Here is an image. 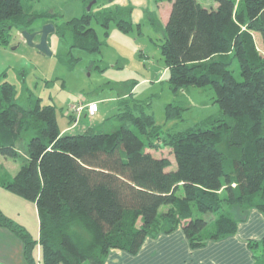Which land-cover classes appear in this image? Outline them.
Instances as JSON below:
<instances>
[{"label":"trees","instance_id":"1","mask_svg":"<svg viewBox=\"0 0 264 264\" xmlns=\"http://www.w3.org/2000/svg\"><path fill=\"white\" fill-rule=\"evenodd\" d=\"M216 1L209 9L197 0H172L159 25L170 89L209 86L220 106L187 128L163 130L150 114L128 108L114 130L61 133L54 104L24 87L19 92L0 75V155L20 162L0 186L35 203L39 257L37 240L1 208L0 225L21 239L26 264H105L111 249L135 254L146 237L178 226L196 248L234 234L250 209L264 214V0ZM130 12V6L86 11L54 23V32L71 47L98 51L91 18L126 31ZM36 18L22 0H0V40L10 27L23 29ZM182 110L165 104L167 120L181 118ZM164 146L175 158L173 169L168 156L152 152ZM198 212L217 213L210 230ZM250 244L258 248L253 264H264V236Z\"/></svg>","mask_w":264,"mask_h":264},{"label":"rangeland","instance_id":"2","mask_svg":"<svg viewBox=\"0 0 264 264\" xmlns=\"http://www.w3.org/2000/svg\"><path fill=\"white\" fill-rule=\"evenodd\" d=\"M197 1L209 9L217 6L216 0ZM171 3L172 0H22L27 14H36L37 18L23 29L10 27L8 39L0 40V75L5 72L2 78L14 84L19 92L24 87L40 97L43 104H54L58 126L70 135L83 132L88 127L94 132L111 131L113 126L123 122L120 113L128 108L137 113L143 111L150 114L163 130H181L192 126L207 116H214L220 106L214 100V90L209 86L189 85L177 92L169 87L160 48L164 33L159 25L163 26L160 20L166 18ZM117 6L131 7V24L126 31L114 21L104 28L92 17L90 25L101 42L98 51L71 47L60 35L51 32L47 42L52 54L44 55L29 46L21 34V30L34 31L48 22V18L41 16L47 12L58 13V18L53 21L61 24L86 11L111 10ZM256 36V41L261 42L260 34L256 33ZM232 69L234 76L239 78L236 60ZM127 90L128 94L123 97L125 100L119 103V97ZM82 99H99L98 113L90 116L83 111L76 113L75 119L68 118L66 112ZM170 102L183 107L181 118L167 120L165 104ZM157 155L168 156L172 160L169 168L176 167L168 147L159 149ZM0 157V179H10L20 162L12 158L5 161L3 156ZM0 207L14 224L37 240L34 254L39 257V219L35 203L0 186ZM165 207L162 206L160 211ZM198 215L207 218L205 230H210L217 213L198 212ZM249 219L253 218L243 220L247 222ZM243 220L239 221L242 222L239 229L244 226ZM253 250L258 252L256 248ZM82 264L90 263L85 261Z\"/></svg>","mask_w":264,"mask_h":264},{"label":"crops","instance_id":"3","mask_svg":"<svg viewBox=\"0 0 264 264\" xmlns=\"http://www.w3.org/2000/svg\"><path fill=\"white\" fill-rule=\"evenodd\" d=\"M170 9L167 10L166 18L160 20L163 25L168 19ZM46 21H52L59 25L53 19ZM255 38L258 39L256 34ZM260 43L258 40L256 41L258 46H260ZM128 91L121 94L119 103L125 100L123 97L128 94ZM91 100L98 102L99 111V99H82V103ZM69 114L67 111L66 116L68 117ZM73 114L75 117L76 113L73 112ZM116 128V126H113L112 130ZM61 133L66 132L61 130ZM152 152L156 156H165L157 155L159 150H152ZM6 159L4 157L5 161ZM259 212L258 209H250L247 218L251 217L253 219H249L247 222L243 220L242 230L239 229L242 222H239L234 234L217 240H206V243L202 246L192 248L182 231V227L178 226L170 233L161 232L156 236L146 237L135 254L120 249H111L106 257L105 264H253V248H258L252 247L250 243H254L264 236V216L261 214L262 212ZM0 264H26L22 241L11 230L1 225Z\"/></svg>","mask_w":264,"mask_h":264},{"label":"water","instance_id":"4","mask_svg":"<svg viewBox=\"0 0 264 264\" xmlns=\"http://www.w3.org/2000/svg\"><path fill=\"white\" fill-rule=\"evenodd\" d=\"M89 6L87 10L90 9ZM54 31H55L54 23L52 21L51 22L48 21L44 23L40 28L34 31L21 30V34L29 46L36 48L40 53L44 55H51L52 52L49 48L47 39H48V35ZM37 36H38V40L35 41V38Z\"/></svg>","mask_w":264,"mask_h":264},{"label":"built area","instance_id":"5","mask_svg":"<svg viewBox=\"0 0 264 264\" xmlns=\"http://www.w3.org/2000/svg\"><path fill=\"white\" fill-rule=\"evenodd\" d=\"M68 111L78 114L85 111L87 115L93 116L98 111V102L95 100L87 101L86 103L80 102L77 105H72Z\"/></svg>","mask_w":264,"mask_h":264}]
</instances>
